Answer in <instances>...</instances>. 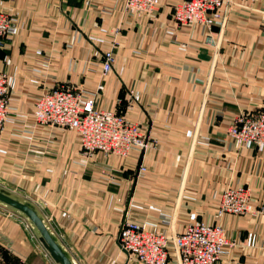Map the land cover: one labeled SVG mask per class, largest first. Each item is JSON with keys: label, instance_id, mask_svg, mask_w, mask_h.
<instances>
[{"label": "crops", "instance_id": "obj_1", "mask_svg": "<svg viewBox=\"0 0 264 264\" xmlns=\"http://www.w3.org/2000/svg\"><path fill=\"white\" fill-rule=\"evenodd\" d=\"M180 1L138 17L126 0H0L14 21L0 46L9 76L0 186L32 200L75 264H141L118 241L125 220L171 238L193 222L220 225L237 244L222 248L220 264H264V148L228 133L239 112L264 110V0H225L215 44L205 26L173 19ZM57 86L95 94L152 146L85 155L76 129L35 120L38 99ZM228 185L251 188L247 213L217 217ZM9 210L0 203V264H58ZM168 247L167 264H181Z\"/></svg>", "mask_w": 264, "mask_h": 264}, {"label": "built area", "instance_id": "obj_2", "mask_svg": "<svg viewBox=\"0 0 264 264\" xmlns=\"http://www.w3.org/2000/svg\"><path fill=\"white\" fill-rule=\"evenodd\" d=\"M126 0L131 16L152 15L161 6V0ZM225 0H182L171 6L173 19L178 24H201L208 30L207 42L215 44L214 27L224 16ZM197 5L198 19L189 15V8ZM14 30L13 18L0 10V46ZM112 50L103 53V75L112 69ZM9 76L0 70V131L8 120ZM103 89L102 82L97 90ZM35 120L39 124L76 129L80 134L81 150L85 155L97 152L126 156L133 148L145 151L154 140L138 123L130 122L122 113L99 108L95 94L86 95L68 86H57L45 92L36 103ZM228 133L238 146L246 143L264 148V111H241L231 122ZM141 173L145 168H141ZM252 192L247 185H228L222 194L217 217L226 213L245 214L251 209ZM17 214L9 210L7 215ZM26 226L29 227L28 224ZM173 241L181 264H220L223 247L237 244L226 235L220 225L204 222L190 223L172 238L162 232L148 230L134 221L125 220L118 236L121 247L141 264H167L169 242Z\"/></svg>", "mask_w": 264, "mask_h": 264}, {"label": "water", "instance_id": "obj_3", "mask_svg": "<svg viewBox=\"0 0 264 264\" xmlns=\"http://www.w3.org/2000/svg\"><path fill=\"white\" fill-rule=\"evenodd\" d=\"M0 203L22 215L29 222L49 255L58 264H75L32 202L0 186Z\"/></svg>", "mask_w": 264, "mask_h": 264}, {"label": "bare ground", "instance_id": "obj_4", "mask_svg": "<svg viewBox=\"0 0 264 264\" xmlns=\"http://www.w3.org/2000/svg\"><path fill=\"white\" fill-rule=\"evenodd\" d=\"M149 1H146V4H148ZM198 9L199 7L197 5L189 8V15L193 18V19H198Z\"/></svg>", "mask_w": 264, "mask_h": 264}, {"label": "rangeland", "instance_id": "obj_5", "mask_svg": "<svg viewBox=\"0 0 264 264\" xmlns=\"http://www.w3.org/2000/svg\"><path fill=\"white\" fill-rule=\"evenodd\" d=\"M257 110H260V111H264L263 109H257ZM251 111H256V110H251ZM230 135V134H229ZM231 136V135H230ZM232 137V136H231ZM12 192V191H11ZM14 194H17L16 192H13ZM18 195V194H17ZM24 198V197H23ZM26 199L27 201H30L32 202V200H30L29 198H24ZM33 203V202H32Z\"/></svg>", "mask_w": 264, "mask_h": 264}]
</instances>
